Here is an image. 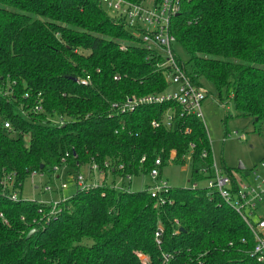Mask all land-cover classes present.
<instances>
[{"label":"trees","instance_id":"1","mask_svg":"<svg viewBox=\"0 0 264 264\" xmlns=\"http://www.w3.org/2000/svg\"><path fill=\"white\" fill-rule=\"evenodd\" d=\"M170 28L192 82L210 80L264 131V0H179ZM140 39L101 0H0V264H260L242 215L193 187L214 173L203 121L176 105L163 124L169 103L112 106L169 88L160 49ZM172 150L176 162L191 153L190 186L157 197L156 183L130 188L128 175L149 173L157 157L163 168ZM62 165L88 166V182L96 165L105 179L54 209L17 196L28 177Z\"/></svg>","mask_w":264,"mask_h":264},{"label":"built area","instance_id":"2","mask_svg":"<svg viewBox=\"0 0 264 264\" xmlns=\"http://www.w3.org/2000/svg\"><path fill=\"white\" fill-rule=\"evenodd\" d=\"M103 6L107 7L112 13L121 15L128 22V26L139 37L141 42L147 47H156L160 49L164 59L161 68L164 69V75L169 84V88L161 93L147 94L137 98H128L124 102H116L112 104L118 111L124 113L135 110L140 105L145 104H164L169 103L171 106L167 109L163 124L171 125L174 116V106L182 108V115H189L199 118L203 121L202 103L207 96V90L204 85H198L192 82L190 76L186 73L184 68L178 63L174 54L175 36L171 32L172 15L179 10V0H161L158 3L153 1L152 6H148L144 2L132 3L127 0H101ZM142 28V31H139ZM124 48V47H121ZM115 78H118L116 76ZM86 80V79H85ZM84 80V82H86ZM172 86H177L174 91H170ZM2 92V89H0ZM3 93V92H2ZM40 105H35L34 110H41ZM22 113L25 110L20 107ZM62 120H57L61 122ZM3 126L11 130L10 121L1 120ZM162 122L154 120L152 125L158 127ZM188 127L186 132H190ZM203 156H207L204 152ZM214 157V156H213ZM176 158V151L170 152L169 162ZM145 158H142L143 161ZM162 159L157 157L155 159L154 167L149 171L153 179H156L162 174ZM123 169V165L119 166ZM57 169V168H56ZM93 174L98 171L96 165L92 168ZM214 173L208 179L207 187L217 190L222 197L234 207L243 217L249 230L254 238V247L250 251V256L258 263L264 264V215H259L258 210L264 201V158L252 169H244L240 172H234L233 175L225 172V169L220 168L215 159L213 161ZM248 174H245V172ZM104 174V173H102ZM87 176L82 172L76 173L74 182L76 186L88 188L94 184H89ZM132 176H127V182L130 183ZM195 182L193 187H198ZM65 183L62 188H67ZM169 183L162 179L150 188L151 196L157 197L159 193L168 189ZM15 198L16 195H11ZM160 202H164L160 200ZM57 203H53V209Z\"/></svg>","mask_w":264,"mask_h":264},{"label":"rangeland","instance_id":"3","mask_svg":"<svg viewBox=\"0 0 264 264\" xmlns=\"http://www.w3.org/2000/svg\"><path fill=\"white\" fill-rule=\"evenodd\" d=\"M144 2V1H143ZM148 6L153 5V0H145ZM105 10L112 12L105 7ZM201 84L207 90V96L202 103L203 123L206 127L210 146L214 159L220 168H228L236 172L239 163L242 162L246 169L255 168L259 161L264 158V131L263 126L255 124L252 117L239 116L236 114L231 96L224 97L220 102L214 84L203 79ZM177 86H172L170 91H174ZM261 129L260 131H258ZM27 138V136H26ZM89 168L85 166L83 174L88 175ZM192 160L191 153L185 154L184 162L170 161L162 168V180L169 183L172 187H188L192 178ZM76 173L67 166L62 165L47 173H36L28 177L23 185L17 189V196L24 199L36 200L53 204L60 200L70 197L76 191L74 179ZM105 175L95 172L89 184L98 185L103 182ZM108 183H112V178H106ZM158 180L151 178L149 173H140L132 176L130 188L139 190L159 183ZM67 188H62L63 184ZM128 183V182H127ZM199 187H206L208 179L197 182ZM259 215H264V201L259 210Z\"/></svg>","mask_w":264,"mask_h":264},{"label":"water","instance_id":"4","mask_svg":"<svg viewBox=\"0 0 264 264\" xmlns=\"http://www.w3.org/2000/svg\"><path fill=\"white\" fill-rule=\"evenodd\" d=\"M238 169H240V170H244L245 169V166H244V164L242 162L239 163ZM245 174H248V172L246 171ZM34 232H35V229H32L29 232L27 237H30Z\"/></svg>","mask_w":264,"mask_h":264},{"label":"crops","instance_id":"5","mask_svg":"<svg viewBox=\"0 0 264 264\" xmlns=\"http://www.w3.org/2000/svg\"><path fill=\"white\" fill-rule=\"evenodd\" d=\"M94 176V175H93Z\"/></svg>","mask_w":264,"mask_h":264}]
</instances>
